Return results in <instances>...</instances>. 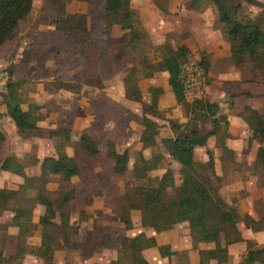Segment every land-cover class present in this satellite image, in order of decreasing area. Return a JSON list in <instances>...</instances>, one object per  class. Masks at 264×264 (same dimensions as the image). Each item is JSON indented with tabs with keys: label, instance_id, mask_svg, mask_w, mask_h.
<instances>
[{
	"label": "rangeland",
	"instance_id": "obj_1",
	"mask_svg": "<svg viewBox=\"0 0 264 264\" xmlns=\"http://www.w3.org/2000/svg\"><path fill=\"white\" fill-rule=\"evenodd\" d=\"M175 2L183 3L187 2V0H155V4L159 6L163 12L154 16L148 15L145 21L140 19L141 28L139 32L141 33V38L133 44L130 43L133 37L130 32L119 30L118 27L120 25L108 26L107 31L110 33V39L108 40L109 45H105L108 54L102 57L96 51L101 50L102 46L98 43L103 40V33L100 31L101 26L108 22L105 15V0H34V9L31 15L18 25L16 33L4 47L6 52H4V50L0 52V69H4L9 73L10 81L8 84L11 81L18 84L17 81L11 78L12 75L14 76L15 72H17V76H25L27 71L30 73L33 69V71H35V76L40 73L39 75L42 77L45 72H48L43 70V66H46L48 59L60 62L61 58L64 59L66 55H72L74 58L78 55V61L75 63L77 64L78 70L82 73L89 72L91 76L93 74V78L85 79L84 82H90L101 87L105 79L103 82L100 81L96 73H99L100 65L104 68V75L107 77V86H104V88L111 94V101L108 103L109 111L107 113L109 126L107 125V132H105V129L96 128L98 124L95 126L93 125L96 129H91L95 137L98 136L103 140L101 142L99 141L98 144L101 148L100 154L93 157L87 155L79 140L78 133L80 132L71 131L66 128V130L71 133L70 139H67L68 132H65V128H62V130L57 129L58 132H54V134L51 132L56 129L47 130L42 128L36 131L35 135H32L33 132H30V135L27 136L26 133H21V131H17L15 134L13 127V130H11L9 120L4 124L7 140L0 144V159H5L6 156L15 154L13 156H17L16 158H18L19 162L25 167L26 177L10 172L6 174L4 178L2 177V184L9 189H19L22 184L26 186V191H23V196L26 198L24 205L33 211L31 231L33 229L36 232L39 230L38 223L36 224L34 222V217L38 220L37 218L45 211V207L39 203V198L45 190L41 188L42 186L39 184L38 177L41 172V160L46 155H57L59 150H63V152L66 151L76 156L82 169H84V179L91 185H95V187L99 188V191L102 185L105 187V195H100V197L103 196L105 199V196L108 195L109 201L114 204L110 208V211L106 213L104 221L98 222V219H95L94 230H88L87 222L83 221L87 217V214L85 210L80 208L81 202L76 206V217L80 221L77 225L78 229L76 234L75 231L74 234L72 230L70 232V228L63 229L59 218V212L56 219H54L56 227L50 231L53 244L56 248L61 249L67 243H72L70 247H66V249L69 248L66 255L71 257L72 264H107L110 258L108 249L111 248V246L112 248H115V246L117 247L118 243L110 238L112 234L109 232V228L107 227L108 224L105 223V220H109L110 223L118 222L117 218L119 213L122 207L126 205L127 200L130 201V203H139L138 193L135 190L127 192L128 189L139 186H157L159 185L163 171L171 169L174 172L176 182L168 191L171 197L177 195L178 188L176 187L180 184L181 166L173 160V158L169 157L168 148L162 140L178 136V134L171 129L170 125L167 124L168 120L174 119L180 123H187L189 118L184 107L176 102L174 96L164 95L165 92L161 88V85L166 82L165 78L154 81L144 78L142 75V71L145 67L142 62L145 59H161L163 54L168 56L169 48L173 42L178 44L181 40L180 38H182L178 33L176 35L174 32L166 30V25L169 21H172V16L174 14L169 11L171 9L175 10ZM208 2V4L204 5L207 8H213L214 16L211 13L209 15L214 21V31L221 34L231 46L227 27L219 20L217 6L212 0ZM227 2L231 8V16L234 19L243 23L259 25L264 30V0H227ZM204 5L198 4V7L201 8ZM180 8L181 5L179 6V9ZM73 13H85L87 15V31L74 32L55 29V21L58 16ZM175 14H177V12ZM175 21L177 22V20ZM56 31L58 32L57 34ZM209 34L211 33H208V35ZM164 39L165 42L162 43V48H157L156 43H160L161 40ZM91 40H94V42H89ZM62 41L66 43L64 44ZM89 43H93V45L89 46ZM106 48L103 52L106 51ZM81 54H83V57H80ZM13 59L17 62H13ZM28 59L29 61L32 60L31 67L28 65ZM189 59L190 58H188L187 61ZM219 65L222 69L227 68V72H229V75L224 72V75H222L224 78L221 80L235 83V76L244 79L240 85L231 84V88H233L234 91L241 90L244 85L245 88L252 87L253 90L264 92V63L255 61L251 56L245 54L241 57L232 56L230 61L227 63L223 62L222 64L219 63L218 66ZM157 67L158 66L154 64V69ZM217 75H219V73ZM127 77L130 78L129 86L127 84ZM215 79L214 77L206 75L205 86L212 84ZM61 82L60 80L51 83L47 81L46 84L48 86H46L52 90L64 88L65 84ZM80 83H82L81 80L70 86L76 89L82 86ZM33 85L34 87L37 86L36 81H33ZM135 85L139 86V88L143 89L145 92V97L142 102L135 100L130 101L125 97V91L127 96L135 95L136 97L138 95L139 92L134 91ZM150 87L154 89V91H152L153 93L160 95V101L164 98L161 104L159 101V108L161 109L159 114H153V112L155 113L156 111L152 107H145V102L150 103L152 99V93L149 92ZM52 92L53 91H51V93ZM5 93H7V91L0 92V101ZM259 97L261 98L253 101V103L258 106L264 114V93ZM124 98L126 100H124ZM200 98L207 99L204 96ZM195 99L196 98L190 99L187 97L188 101H194ZM25 102L27 103V101ZM243 104V102L239 101L241 107ZM105 105L104 103L100 104L97 108L94 106L91 113H104L103 109ZM87 107L88 105H85L84 108L79 106V110L83 112L84 118L89 114ZM66 108L67 109L65 110L64 108V112L58 116V119L67 122V125H69L74 118V111L72 110L73 108L70 107V103L66 105ZM145 110L150 113L147 114V117L157 123L156 126H145ZM246 113L247 116L250 115L247 109ZM0 115L2 116L3 114L0 113ZM193 117L194 116H191V127L198 128L203 134L212 129L213 125L210 118L200 116L198 119H193ZM78 122H81V119H79ZM79 129L81 130L82 126L79 127ZM94 130L97 131V133H95ZM10 131L12 132L11 134H9ZM144 132H146V136L150 137V139L155 136L158 140L157 144L149 148H144V146L141 148L142 145L139 139L142 138ZM48 137H51L53 140ZM217 137V145L220 147H217L215 143L216 139L214 140L213 137L211 146L215 147L216 145L219 151L225 139L228 138L224 122L221 123V130ZM113 140L119 144L121 150L125 149L122 147H127L130 153L128 170L122 174L115 171L113 157L108 153ZM149 144H152L151 140H149ZM260 145L259 142H256L252 148L251 146L247 148L246 145L245 151L242 153L243 156L239 159L241 163L244 164L242 167L247 174L242 177L231 176L232 180L234 178H236V180L242 179L245 185V189L233 196V199H235L234 204L238 201L241 202L243 199L249 200L251 204L253 203L252 215L255 218L264 217V165H257L255 162V152L259 149ZM222 149L225 157L228 158L227 161L235 160L234 155L231 156L229 151L225 150V147ZM207 151V146H198L195 148V156L197 162L200 164L198 167H200L201 164L204 166L197 169L199 172L204 173L203 178L205 182L212 192H214L216 189H219L222 180L214 176L207 166L209 159ZM245 154L246 157H244ZM156 157H159V159L157 160ZM148 159L151 160L152 165L157 164L159 167L158 170H152L151 176L134 178L132 176V169L137 166L142 167L144 164L143 161ZM227 179L230 180V177ZM78 183V180H76L75 184ZM75 184L58 175H52L46 183L45 189L47 194L60 191H71L76 194ZM116 185L123 187V190L121 192H116ZM74 199L77 201L78 197L75 196ZM56 208L58 210V206H56ZM69 209L73 211L72 204L69 206ZM125 209L127 210V207H125ZM132 210L141 214L139 209ZM132 210L131 213L133 212ZM7 217L9 218V214ZM240 226L242 229H245L243 223H240ZM8 229V224H0V235H2L0 239H6L4 231ZM227 229L228 232L221 241L222 246H225L228 240L236 238L238 234L236 228L230 226ZM30 233L29 237L20 240L19 243L26 247L27 253L32 254L39 250L31 245L34 234L33 231ZM133 233L136 232H131V234ZM254 236L255 237L252 238L249 234L248 240L239 245H236L237 242L233 243L230 259H228L229 251L227 257L225 253L220 254L221 260L226 261L218 264H240L250 248L264 245V232H262V234H255ZM70 239L72 240L71 242H69ZM82 253L83 255H81ZM42 261L47 264L44 259L38 260L37 263L33 264H42ZM0 262H2V260H0ZM18 262L19 261H15V264Z\"/></svg>",
	"mask_w": 264,
	"mask_h": 264
},
{
	"label": "trees",
	"instance_id": "obj_2",
	"mask_svg": "<svg viewBox=\"0 0 264 264\" xmlns=\"http://www.w3.org/2000/svg\"><path fill=\"white\" fill-rule=\"evenodd\" d=\"M209 0H193L192 7L197 10H203ZM131 0H106V18L109 26L118 24L123 30L129 31L133 37L131 44L135 43L141 38L139 32L141 28V20L139 14L131 7ZM217 6L218 16L220 22L227 27L229 39L231 42L232 56H242L248 54L255 61L264 63V30L256 24L243 23L234 19L231 16V8L227 0H212ZM198 4L204 5L201 8ZM34 0H0V48L11 39L18 25L26 20L33 10ZM87 15L85 13H73L64 16H58L55 21V26L61 31H86ZM139 41V40H138ZM188 59V49L185 45L179 46L176 50L169 48L168 57L165 60L166 68L169 72V83L172 91L179 104L184 107V110L189 118L187 123H180L174 119L168 120L171 129L178 134L176 137L163 139L162 142L167 146L168 153L171 158L180 163V184L178 185L177 195L171 197L169 195V188L175 184V175L171 169H168L161 177L159 185L157 186H139L128 189L127 192L135 190L138 193L139 203H130L127 200L125 206L121 209V221L125 226L131 227L132 217L131 210L139 209L141 211V219L143 226H156L166 222L179 223L188 221L195 235L196 231H202L206 234L207 240L216 243V248L212 250H200L201 261L200 264H210L211 259L218 260V263L226 260H221L220 254L228 255V246L241 238L239 231L237 237L228 240L225 246L221 245L224 235L228 232V227L237 228L239 222H244L248 228L253 231L264 230V217L255 219L249 214L240 215L235 207L224 200L220 194L219 189L214 192L208 187L203 178V174L197 168L204 167L195 159V148L198 146H206L208 140L212 136H217L221 130V123L224 122L226 126L227 137L230 136L228 132L227 116L221 113V106L217 102H211L208 99H195L188 101L185 93V86L182 79V67ZM205 72H208L209 62L203 58L200 62ZM142 64L145 65V76H150L154 70V63L145 59ZM146 70V71H145ZM130 78L127 77V84ZM65 84V83H64ZM70 88V85H64ZM17 85L10 82L7 93L3 95V101L7 107V114L14 120L16 126L29 136L30 132L35 135L40 128L37 125V117L30 111L22 109L19 101L16 98ZM134 91L139 92L138 95H129L132 100L142 102L143 95L139 86H134ZM249 97L253 94L248 93ZM159 94L152 92L151 103L145 104V107H152L159 114L158 100ZM248 114L245 119L250 125L251 139L258 140L264 143V114L256 109H248ZM145 126H156V122L147 117L148 111L145 110ZM191 116L198 119L200 116L210 118L212 122V129L204 134L198 128L191 127ZM62 130V129H59ZM58 132L56 129L51 133ZM67 139L71 138L70 131ZM79 134V140L82 147L88 156H96L99 152V146L94 138L86 131ZM158 134V133H156ZM5 139V136L0 131V144ZM145 147L156 145L158 140L154 137L146 136V132L142 136ZM149 140L152 144H149ZM222 147L229 150L225 143ZM231 152V150H229ZM108 153L115 158V171L118 173H125L128 169L129 155L127 151L118 152L115 143L109 148ZM209 160L207 166L210 171L214 173V160L210 150L207 151ZM157 156V155H155ZM158 160L159 157H156ZM142 167H135L133 175L135 177H147L152 170L158 168L157 164L152 165L151 160H144ZM257 163L264 165V146H261L257 154ZM40 175L38 177L41 188L45 190L40 198L39 203L45 207L44 213L40 216L39 222L43 226L42 244L39 250V256L42 257L47 264L54 263V252L57 249L53 244L51 229L56 227L54 219H56L59 212V218L63 229L70 228V209L71 201L74 199V192L60 191L47 194L45 185L50 176L59 175L65 180L71 179L81 171V165L77 158L70 156L63 150H59L57 155H52L44 158L40 165ZM0 170L11 171L23 177H26L25 167L21 164L15 156H9L0 160ZM205 171V170H203ZM23 191H26L25 185H20L19 189L0 188V211L8 210L13 213L12 225L17 227L18 234L15 236L17 242V253L12 258H21L28 251L26 247L21 245L20 240L26 239L30 236L31 224H33V211L24 205L25 197ZM128 195V194H127ZM58 206V210L56 208ZM127 207V210L125 209ZM195 241L197 240L194 236ZM144 234H140L134 238H125L123 241V249L126 257L129 258L133 264H149L143 257L141 250L146 240ZM155 244V241H153ZM161 253H171L169 246L160 247ZM1 256V254H0ZM11 258V259H12ZM120 261H112L110 264H120ZM264 264V247L259 249H249L240 264Z\"/></svg>",
	"mask_w": 264,
	"mask_h": 264
},
{
	"label": "crops",
	"instance_id": "obj_3",
	"mask_svg": "<svg viewBox=\"0 0 264 264\" xmlns=\"http://www.w3.org/2000/svg\"><path fill=\"white\" fill-rule=\"evenodd\" d=\"M192 1L193 0H187V2H183V3L175 2L174 4L175 10L171 9L169 11L174 14L177 12V14L175 15L173 14L172 21H169L166 25V30L169 32H174V34L176 35L178 33L179 36L182 37L180 38L181 40L178 44L176 42H173L170 48L176 50L179 46L185 45L188 49V58L192 60H196L198 62H201L203 58H206L208 60L209 69L208 72L205 73L206 75H209L216 79L213 81L212 84H208L204 87L203 96L211 102L219 103L221 106V113L227 116L229 122L228 132L230 136L225 139L224 143L226 144L227 148L231 150V152L227 149L225 150L229 151V154H231V156L234 155V159H235V160L227 161L228 158L225 157L224 151H222L223 147L221 146L220 148L221 150L219 151L217 150V147H220L217 145L218 137L212 136L214 140L216 139L215 143L217 147L216 145L215 147L211 146L212 137L209 138L206 146L208 150L211 151L213 156L214 173L216 177H219V179L222 180L221 181L222 184L219 187V194L230 205L235 207L240 215L249 214L253 218H255L252 215L253 203L251 204L249 200L243 199L241 200V202L238 201L236 202V204H234L235 199H233L234 198L233 196H235V194L237 193L239 194L243 189H245V185L242 179L236 180V178H234L232 180L231 176L242 177L247 174L244 168L242 167L244 164L241 163L239 159L240 157L243 156L242 153H244L246 145L247 148H250V146L252 148L253 145L259 141L253 140L252 143H250V139H251L250 125L244 117L247 114L246 109L248 111L249 108L256 109L261 112L259 107L254 105L253 101H256L259 98H261L259 96H261V94L264 92H261L259 90H253L252 87L245 88L244 85L241 90L234 91L233 88H231L232 86L231 84L240 85L244 80L239 76H235L236 78L235 83H229L224 80H221L224 78L222 76L224 75V72H226V74L228 75L229 72H227V68L222 69L220 65L218 66V64L219 63L222 64L223 62L227 63L228 61L231 60L232 57L231 46L229 42H227L225 38L222 37L221 34H218L216 31H214V25H213L214 21L212 17L209 15L211 13L214 16L213 8L209 7L203 10L194 9L192 7ZM130 3H131V7L139 14L140 19L142 21H145V18H147L148 15L154 16L157 14H161L163 12L159 8V6L155 4V0H147V1L131 0ZM180 5L181 8L179 9ZM33 9H34V5H33ZM105 11H106V0H105ZM175 20H177L178 23ZM108 26H109L108 22L105 25L102 24L100 30L103 33L102 34L103 40L99 41L98 43L101 44L102 46H101V50H97L96 52L102 57H105L108 54L107 48L105 47V45H109L108 40L110 39V33L107 31ZM118 28L121 31L123 30L121 26H119ZM55 29L58 30L56 26ZM123 31L129 33V31L127 30H123ZM57 33L58 32L56 31V34ZM208 33L211 34L208 35ZM9 41L10 39L0 48V52H2V50L6 52V49H4V47ZM89 42H94V40H91ZM164 42L165 39L161 40L160 43L157 42L156 43L157 48L161 49L162 43ZM62 43L65 44L66 42L62 41ZM92 45L93 43H89V46ZM105 48L106 51L103 52ZM163 55L161 59H157V60L152 58L149 59L158 67L153 70L150 76H145L144 70L142 71V75L144 76V78L151 79L154 81L160 78L161 79L165 78L166 82L161 85L162 86L161 88L165 92L164 95L165 96L171 95L174 96V98L176 99L172 91V87L169 83V72L165 65V60L168 56L166 55L163 56ZM80 57H83V54H81ZM78 58H79L78 55L76 56V58H74L72 55H66L64 56V59L61 58L60 62L51 61L50 59H48L46 62L47 63L46 66H43V70H46L48 72H45L42 77H40L41 76L39 75L40 73H38L35 76V71H33L32 69L30 73L27 71L25 76L22 75L17 76V72H15L14 76L12 75L11 78L14 81L18 82V84H16L17 85L16 98L19 101L22 109L25 111H30L32 114L35 115V117H37V125L39 126V128L47 129V130L67 128L71 131H77V132H82L86 130L94 138L97 144H99V141L101 142L103 140H101V138H99L98 136L95 137V135L93 134V130L91 129H96V128L102 130L105 129V132H107L106 130L107 127L109 126L108 124L109 118L107 113L109 111L108 103L111 101V94L110 92L106 91L104 88V86H107L106 83L107 77L106 75H104V68H102L100 65L99 73H96V76L99 77L100 78L99 80L102 82L105 79V82L102 83V86L100 87L90 82L89 83L84 82L85 79L87 80L93 78L92 77L93 74L91 76L89 72L82 73L81 71L78 70L77 64H75L77 63ZM27 61H28V65L31 67L32 60L29 61L28 59ZM13 62L16 63L17 61H14L13 59ZM218 73L219 75H217ZM59 80L62 81L61 83L63 84L65 83L69 85L73 83L75 84V82L81 80L82 83L80 84L82 86L79 88L77 87L76 89L73 87L70 88L64 87V88H57L54 90L47 87L48 86L46 84L47 81L51 83ZM33 81H36L37 86L34 87ZM50 90L53 92L51 93ZM140 90L142 92L143 100H144L145 92L143 91V89ZM152 91H154V89L150 87L149 92L152 93ZM248 93L253 94V96L249 97L247 95ZM125 97L130 101H134L127 96L126 91H125ZM124 100L126 99L124 98ZM163 100L164 98L160 101V96H159L158 110H161L159 108V101L161 104ZM25 101H27V103ZM239 101L244 103L242 107L239 105ZM0 102H1L0 113L3 114L2 116L0 115V131L5 136V139L2 142L4 143L7 140L6 128L4 125L5 122H8V120L10 121L11 130L14 129L15 134L17 133V131L19 132L21 130L16 126L14 120L7 114V107L3 101V98ZM69 103H70V107L73 108L72 110L74 111L73 112L74 118L72 120L70 119L71 123L67 125V122L59 120L58 116L64 112V108L65 110L67 109L66 105H69ZM103 103L106 104L105 108L103 109L104 113L102 112L101 114L91 113V110L92 108H94V106H96L97 108L98 105ZM145 103L148 104V102ZM85 105H88L87 110L89 111V114L87 115V117L84 118L83 112L79 110V106H82V108H84ZM79 119H81V122H78ZM97 124L98 126L95 128L94 126ZM167 124L169 125V122H167ZM81 126L82 129L80 130L79 127ZM94 132L97 133V131L95 130ZM11 133L12 132L10 131L9 134ZM48 138L53 140L51 137ZM139 141L140 144L142 145V146L140 145L141 148L143 146L144 148H149V147H145L141 138L139 139ZM113 142L115 143L118 152L121 153L124 151L128 152L129 160H130V153L127 147H122L125 149L121 150L119 144L114 140ZM260 144H261L260 147L264 146V143H260ZM259 149H257V151L255 152V160H256L255 162L257 165H258L257 154ZM66 153L70 156L77 158L76 156L71 155L68 152ZM100 153H101V148L99 147V152L97 153V155ZM13 155L15 154L8 155L5 158ZM17 155L20 156L19 154ZM52 155L53 154H50V156ZM168 155L169 157H171L170 154ZM48 156L49 155H46L45 157L42 158V160ZM244 157H246V154L244 155ZM113 161H114L113 166L115 167L116 165L115 158H113ZM134 168L132 169V176L134 178H140V177H135L133 175ZM158 168L155 170H158ZM167 170L168 169L164 170L162 175ZM10 172L11 171L0 170V188H7L2 184V177L4 178L5 175L9 174ZM83 174H84V169H82L81 167L80 173L68 180L73 182V184L76 183V180H78L79 182L78 184H75L76 185L75 196H77L78 199L77 201L75 199L71 201L73 211H70L71 212L70 232L72 230L73 234L74 231L76 234L78 229L77 225L80 222L76 217L77 215L76 206L78 205L79 202H81L80 208L85 210L87 214V217L83 221L87 222L88 230H94L95 219H98L97 220L98 222L104 221L106 213L110 211V208L114 204L113 202L109 201L108 195L105 196V199L103 198V196L105 195L104 194L105 187L103 185L101 187V190L99 191V188L95 187V185H91L84 179ZM149 176H151V173L149 174ZM226 177L227 178L230 177V180L227 179ZM120 185L115 186L116 192H121L123 190V187H120ZM100 195L103 196L100 197ZM132 211L133 212L131 213V217H132L131 227L127 228L125 224L121 221V211L117 218L118 222L110 223L109 220H105V223L108 224L107 227L109 228V232L112 234L110 235V238L117 241L118 243L117 247L115 246V248H112L111 246V248L108 249V255H110V258L107 264H110L112 261H120L121 262L120 264H133V262L126 257L127 255H125V250L123 249V241L125 238H134L140 234H144L147 238L145 240L146 242H144V246L141 250V253L144 259L149 264H200L201 261L200 250H212L216 248V243L208 241L206 234L204 232L196 231L194 235L192 233L188 221H183L179 223L166 222L156 226H143L141 214H139L136 211L134 212V210ZM8 214H9V218L7 217ZM12 216L13 213L11 211L3 210L0 212V224L9 225V229L4 231L6 234L5 235L6 239L5 240L4 238L3 240L0 239V246H1L0 260H2L0 264H15V261H19L16 264H33V263H37L38 260L41 259L43 260V258L40 257L38 254L39 251L38 252L36 251L35 253L32 254L26 253L21 258H12L17 253V242L15 236H17L19 230L17 227L11 224ZM39 218L40 216L37 218L38 220H36V217H34V222L36 224L38 223L39 230H37V232L33 230V234H34L33 242H31V245L37 248L38 250H40L42 244V228H43L42 224L39 222ZM260 218H255V219H260ZM240 223L244 224L245 229L241 228ZM237 228L240 233L239 235H241L240 237L241 239L239 240L240 242L239 241H236L237 243L233 242L236 243V245H239L240 243H243L244 241L248 240L249 234L253 238L255 237L254 236L255 234H262V232H264V230L253 231L251 228H248L245 225V223L242 221L238 223ZM131 232H136V233L131 234ZM1 236L2 235H0V237ZM194 236H196L197 238L196 241L194 239L195 238ZM71 241L72 240L70 239L69 242ZM153 241H155V244L153 243ZM233 243H231L228 246V251H229L228 259H230L232 255L231 247ZM71 244L72 243H67L61 249L57 248L55 250L54 252L55 264H72L71 257L66 255L67 250H69V248L66 249V247L67 246L70 247ZM165 246L170 247L171 253H167L164 255L161 253L160 247H165ZM262 247H264V245L253 247L250 249H259ZM81 255H83V253ZM42 264L45 263H43L42 261ZM210 264H218V260L211 259ZM255 264H260V263H255Z\"/></svg>",
	"mask_w": 264,
	"mask_h": 264
},
{
	"label": "built area",
	"instance_id": "obj_4",
	"mask_svg": "<svg viewBox=\"0 0 264 264\" xmlns=\"http://www.w3.org/2000/svg\"><path fill=\"white\" fill-rule=\"evenodd\" d=\"M205 76V70L200 62L189 59L183 64L182 79L188 98L197 99L204 95ZM9 81V73L4 69H0V92L7 91Z\"/></svg>",
	"mask_w": 264,
	"mask_h": 264
}]
</instances>
